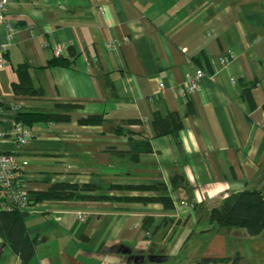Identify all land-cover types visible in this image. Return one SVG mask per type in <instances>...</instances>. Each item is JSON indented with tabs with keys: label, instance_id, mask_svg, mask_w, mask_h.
Here are the masks:
<instances>
[{
	"label": "crops",
	"instance_id": "1",
	"mask_svg": "<svg viewBox=\"0 0 264 264\" xmlns=\"http://www.w3.org/2000/svg\"><path fill=\"white\" fill-rule=\"evenodd\" d=\"M6 2L0 150L21 165L27 193L160 185L173 203H37L25 218L38 241L28 264H264V231L209 222L243 191L264 194V0ZM57 43L66 45L59 57ZM55 58L69 67H48ZM23 64L35 95L12 90ZM198 69L200 90L179 96ZM18 112L68 118L27 126ZM17 124L29 132L22 145ZM10 202L0 189V205ZM0 264H20L1 237Z\"/></svg>",
	"mask_w": 264,
	"mask_h": 264
},
{
	"label": "trees",
	"instance_id": "2",
	"mask_svg": "<svg viewBox=\"0 0 264 264\" xmlns=\"http://www.w3.org/2000/svg\"><path fill=\"white\" fill-rule=\"evenodd\" d=\"M48 67H69V64L59 58H55L48 63ZM28 67L20 65L17 69V81L12 84V90L15 94L35 95L36 92L30 86L28 78ZM3 110L4 105L0 103ZM66 108V107H65ZM66 115L50 114L43 112H18L15 115L17 122L24 125L33 123H49L59 120H67ZM94 118H88L81 123H91ZM155 124L158 126L164 123L160 117L154 118ZM164 130V129H163ZM157 130V135L167 134L168 132L177 131L175 127L172 130ZM142 151V150H138ZM144 152H149L150 148L144 146ZM137 155H135L136 157ZM101 185L91 184H52L46 190L28 193L29 202L24 208H20L11 202L7 204L9 210H0V237L5 240L11 250L19 257L20 264H28L35 254L37 239L27 235L25 227V218L29 210L44 201H109L116 200L122 202H140V203H160L167 210L173 208V203L163 186L158 185H111L106 191H139L154 192L155 196H138V197H119L109 198L99 195L97 192L102 190ZM97 193V194H90ZM93 195V196H92ZM209 222L215 223L217 227L244 228L250 236H257L264 231V194L260 191H243L238 196L235 204L228 207L221 204L214 208L209 215ZM238 258H235L230 264H236ZM227 259H202L201 264H210L216 262H228Z\"/></svg>",
	"mask_w": 264,
	"mask_h": 264
},
{
	"label": "built area",
	"instance_id": "3",
	"mask_svg": "<svg viewBox=\"0 0 264 264\" xmlns=\"http://www.w3.org/2000/svg\"><path fill=\"white\" fill-rule=\"evenodd\" d=\"M7 12L6 0H0V22L5 23L4 15ZM7 29L11 31L10 25L7 23ZM46 47L47 44L45 43ZM110 46V45H109ZM66 50L65 44L57 43L52 46V53L59 57ZM235 57L230 53L227 57L221 59L222 63H228ZM3 51L0 48V67H3ZM205 73L198 69L193 75L186 74L184 76V82L176 89L179 96H186L196 93L200 90L201 80L204 78ZM231 83L234 84L235 80L231 78ZM0 103L2 100L0 99ZM3 109L0 108V115H2ZM14 139L18 145L24 144L29 138V132L26 128L17 124L14 129ZM3 137V133L0 128V139ZM0 189L10 198L11 203L17 205L20 208H24L29 202V196L25 187L24 175L21 172V165L17 162L12 154L3 153L0 150ZM184 205L183 202L180 203ZM0 210H9V206L0 205Z\"/></svg>",
	"mask_w": 264,
	"mask_h": 264
},
{
	"label": "rangeland",
	"instance_id": "4",
	"mask_svg": "<svg viewBox=\"0 0 264 264\" xmlns=\"http://www.w3.org/2000/svg\"><path fill=\"white\" fill-rule=\"evenodd\" d=\"M102 186H103L102 190L97 192V193L99 195L107 196L109 198L138 197V196H140L141 193H143V192H139V191H110V192H107L106 191L107 187L111 186V185H108V186L107 185H102ZM120 186H125V185H120ZM97 193H90V194H97ZM76 202L87 204V203H93V202H96V201H76ZM96 203H108L110 205H117V206H121L123 204L122 201H116V200L97 201Z\"/></svg>",
	"mask_w": 264,
	"mask_h": 264
}]
</instances>
